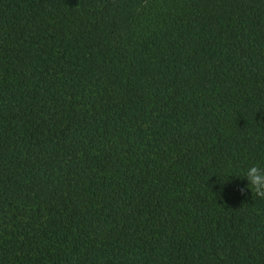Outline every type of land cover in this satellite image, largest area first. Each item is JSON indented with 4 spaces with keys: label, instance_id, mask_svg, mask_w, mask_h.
I'll use <instances>...</instances> for the list:
<instances>
[{
    "label": "trees",
    "instance_id": "1",
    "mask_svg": "<svg viewBox=\"0 0 264 264\" xmlns=\"http://www.w3.org/2000/svg\"><path fill=\"white\" fill-rule=\"evenodd\" d=\"M253 164L264 0H0V264H264Z\"/></svg>",
    "mask_w": 264,
    "mask_h": 264
},
{
    "label": "clouds",
    "instance_id": "2",
    "mask_svg": "<svg viewBox=\"0 0 264 264\" xmlns=\"http://www.w3.org/2000/svg\"><path fill=\"white\" fill-rule=\"evenodd\" d=\"M242 178L246 179L248 188L254 189L257 196L264 198V167L251 165Z\"/></svg>",
    "mask_w": 264,
    "mask_h": 264
}]
</instances>
